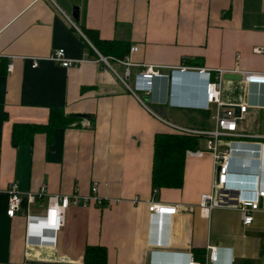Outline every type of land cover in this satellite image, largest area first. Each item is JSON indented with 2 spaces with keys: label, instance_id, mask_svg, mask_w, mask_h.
<instances>
[{
  "label": "crops",
  "instance_id": "crops-1",
  "mask_svg": "<svg viewBox=\"0 0 264 264\" xmlns=\"http://www.w3.org/2000/svg\"><path fill=\"white\" fill-rule=\"evenodd\" d=\"M75 5L78 20L71 15ZM81 25L101 38L126 40L133 72L143 64L163 73L182 65L224 73L264 69V50L255 51L264 48V0H0V54L14 56L12 70L0 73V264H84L87 245L104 246L108 264H188L189 254L204 261L211 249L217 259L209 264H264V199L249 224L233 206L203 213L198 205L214 176L203 135L196 149L204 151L185 154L182 185L156 193L178 204L176 213L148 212L155 134L170 128L102 62L66 67L49 58L59 47L70 58L86 56L88 39L75 27ZM132 45L138 49L130 51ZM192 76L194 89L177 101H202L204 73ZM166 82L158 77L150 94L141 93L154 111L189 128L214 127L215 103L171 106ZM220 99L248 105L231 138L234 170L227 186L251 196L256 164L264 170V83L222 77ZM54 107L64 122L36 132L31 144H13L15 123H46ZM93 180L107 203L69 206L55 243L49 231L27 232V213L42 207L25 194L16 215L6 214L10 181L22 191L46 183L55 193L75 185L87 192Z\"/></svg>",
  "mask_w": 264,
  "mask_h": 264
},
{
  "label": "built area",
  "instance_id": "built-area-1",
  "mask_svg": "<svg viewBox=\"0 0 264 264\" xmlns=\"http://www.w3.org/2000/svg\"><path fill=\"white\" fill-rule=\"evenodd\" d=\"M53 1V0H52ZM72 25H76L72 17L67 18ZM80 32L82 30L75 26ZM89 41V40H88ZM90 46L96 51V55L88 52L84 58H70L66 55L63 47L54 49L49 58L60 63L63 66H71L78 64L84 60L102 62L106 65L114 75L127 87L132 94L136 96L141 105L149 112L154 114L158 119H162L168 127L175 131L189 132L203 135L206 137L205 149L210 153L214 162V176L211 181V188L209 191L201 193L199 200V207L203 213H208L212 208L217 206H233L239 210L243 223L249 224L253 219V213L260 210L261 198L264 199V173L259 172L255 174L257 177V187L251 196L244 193L243 189L231 190L227 186L228 174L234 170L232 160L234 158L233 148L231 145V138L238 134V119L241 114L247 110L245 103L225 104L220 99L221 79L224 70L218 69L216 72L207 70L205 68L191 69L186 65L171 69L172 73L177 72H191L193 74L204 73L203 89L204 97L196 105L200 108H208L210 103L216 104V112L214 115L215 125L212 128L198 129L189 128L184 125H178L170 120H167L162 115L154 111L144 97L139 92L150 94L153 91L155 79L158 77L168 78V72L163 73L156 69L154 65L143 64L136 72L132 71V66L135 64L129 56L119 58L114 55H106L100 53L90 42ZM131 51H136L138 45L130 46ZM263 47H256L255 51H263ZM1 55V54H0ZM7 71L12 70L14 56L7 57ZM114 63L123 65L122 70H118ZM138 64V63H136ZM37 65V59H34L32 66ZM242 78L248 83H264V69L262 71L241 70ZM132 78V83H130ZM201 100V99H200ZM168 104V100L166 101ZM173 104H178L173 102ZM189 104H198L192 103ZM234 105L239 106V115L235 114ZM261 150L264 152V141L261 142ZM201 149H196L195 152L201 153ZM255 170V169H254ZM252 173V172H250ZM254 174V172L252 173ZM98 180L91 182L90 188L87 192H82L78 185H75L69 192H49L47 191L46 183H42L37 190L22 191L16 181L7 183L5 191L8 193V202L6 207V214L9 217H14L21 205L22 196L25 194L29 202H38L42 207V211L36 213H27L26 215V230L27 232L37 230L40 233L49 231L53 234V243L56 241V235L64 223L67 208L71 205H89L92 201L97 205H104L107 203L105 197L98 194ZM158 189L153 187L151 196L147 200V209L151 215H171L176 213L179 205L164 202L156 198ZM226 196L233 197V202L226 199ZM136 201L139 197L134 198ZM42 235L40 239L42 240ZM217 259L215 249H211L209 255L204 261L198 260L191 253L188 256V264H209L210 261Z\"/></svg>",
  "mask_w": 264,
  "mask_h": 264
},
{
  "label": "trees",
  "instance_id": "trees-1",
  "mask_svg": "<svg viewBox=\"0 0 264 264\" xmlns=\"http://www.w3.org/2000/svg\"><path fill=\"white\" fill-rule=\"evenodd\" d=\"M84 35L100 53L122 57L128 52L129 43L116 38H101L97 29L81 25ZM89 44V43H88ZM89 52L96 55V51L89 44ZM8 58L0 55V73L7 71ZM61 110L52 108L46 123L24 122L15 123L12 132L13 144H31L33 136L38 131L50 130L57 122L66 119L60 114ZM170 128V127H169ZM199 134L175 131H161L155 134L152 188L180 187L183 183L185 154L198 146ZM84 264H108L105 247L102 245H87L83 255Z\"/></svg>",
  "mask_w": 264,
  "mask_h": 264
},
{
  "label": "water",
  "instance_id": "water-1",
  "mask_svg": "<svg viewBox=\"0 0 264 264\" xmlns=\"http://www.w3.org/2000/svg\"><path fill=\"white\" fill-rule=\"evenodd\" d=\"M72 17L75 20L79 19V8L75 5L72 9L71 13ZM193 73L191 72H177L175 74L172 71L168 72L167 78V90L170 93L171 89L177 90L181 93H189L191 92L194 87L195 83L193 82ZM224 78H231V79H242V74L239 72H225L223 73ZM235 114L239 115V106L234 105ZM27 264H53V263H46L42 261H31Z\"/></svg>",
  "mask_w": 264,
  "mask_h": 264
},
{
  "label": "clouds",
  "instance_id": "clouds-1",
  "mask_svg": "<svg viewBox=\"0 0 264 264\" xmlns=\"http://www.w3.org/2000/svg\"><path fill=\"white\" fill-rule=\"evenodd\" d=\"M181 94H185V93H181V92H179L178 93V95H181ZM168 104L169 105H171V106H180V107H191V106H184V104H173V97L174 96H176V95H174V93H173V89H171V91H170V93H168ZM192 108H198V106H192ZM200 108V107H199ZM257 165V167L256 168H254L255 169V171H259V172H263L264 173V170L262 169L263 168V166H262V162L260 163V164H256Z\"/></svg>",
  "mask_w": 264,
  "mask_h": 264
},
{
  "label": "bare ground",
  "instance_id": "bare-ground-1",
  "mask_svg": "<svg viewBox=\"0 0 264 264\" xmlns=\"http://www.w3.org/2000/svg\"><path fill=\"white\" fill-rule=\"evenodd\" d=\"M173 93H174V95H176V96H174L173 97V101L175 102V103H178V104H184V106H196V104H189L190 102H182V101H177V99H180V97H181V95H177L178 93H176V92H174L173 91ZM200 100H198V102L197 101H194V103H198V105H199V103H201V102H199ZM192 103V102H191Z\"/></svg>",
  "mask_w": 264,
  "mask_h": 264
},
{
  "label": "rangeland",
  "instance_id": "rangeland-1",
  "mask_svg": "<svg viewBox=\"0 0 264 264\" xmlns=\"http://www.w3.org/2000/svg\"><path fill=\"white\" fill-rule=\"evenodd\" d=\"M130 51H131V48H130ZM125 56H129V51L125 54V55H123L122 57H119V58H124ZM116 57H118V56H116ZM130 57V56H129ZM141 67V66H140ZM139 67V68H140ZM221 81H222V79H221ZM130 83H132V78H130ZM167 83V82H166ZM167 87V86H166ZM127 88V87H126ZM127 90H129L128 88H127ZM130 91V90H129ZM141 93H143V92H139V94H141ZM192 108V107H191Z\"/></svg>",
  "mask_w": 264,
  "mask_h": 264
}]
</instances>
